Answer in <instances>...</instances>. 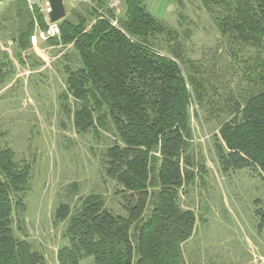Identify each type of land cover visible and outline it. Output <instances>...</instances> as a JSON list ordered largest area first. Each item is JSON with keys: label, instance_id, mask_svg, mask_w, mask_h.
<instances>
[{"label": "trees", "instance_id": "trees-1", "mask_svg": "<svg viewBox=\"0 0 264 264\" xmlns=\"http://www.w3.org/2000/svg\"><path fill=\"white\" fill-rule=\"evenodd\" d=\"M203 2L222 36L248 53L245 71L253 83L220 126L218 159L224 170L251 167L264 180V0ZM13 3L18 46L26 49L39 9L31 11L26 0ZM105 5L89 7L77 20L66 15L59 21L60 39L49 40L71 45L77 55V62L70 58L65 64L66 89L60 95L66 107L70 97L75 100L76 129L114 132L103 164L122 186L125 213L106 207L99 193L81 196L74 209L60 203L55 217L66 222L68 243L58 260L79 264L93 256L95 264H187L182 244L194 233L196 215L179 198L205 171L191 154L190 105L192 89L201 100L206 86L170 31L163 50L159 37L166 27L144 0H125L118 17ZM7 64L0 58V82ZM30 176L29 164L17 161L10 147L0 149V264H48L14 228L24 222Z\"/></svg>", "mask_w": 264, "mask_h": 264}, {"label": "rangeland", "instance_id": "rangeland-1", "mask_svg": "<svg viewBox=\"0 0 264 264\" xmlns=\"http://www.w3.org/2000/svg\"><path fill=\"white\" fill-rule=\"evenodd\" d=\"M115 1L117 5L112 6ZM124 2L68 0L66 15L77 20L80 14L87 15L89 7L106 4L118 17L124 12ZM144 3L166 27L165 36L159 37L162 49H168L165 37L177 36L189 67L206 86L201 100L191 92V154L204 164L205 171L180 193L181 207L196 215L194 233L182 244L184 258L187 264H264V180L251 167L224 170L215 148L231 105L253 88L245 71L248 53L222 36L203 0ZM16 6L0 3V58L8 63L0 82V149L10 147L17 161L30 165L27 210L22 228L14 226L17 234L28 239L48 264H60L58 252L68 243L66 222L55 217L60 203L74 209L81 204V196L99 193L106 207L125 213L122 186L106 174L103 164L114 132L76 129L75 100L70 97L66 107L60 97L66 89L65 64L70 58L77 62L75 50L49 39L38 46L41 51L31 46L21 49ZM38 14L42 15L37 11L34 16L45 28L47 23L43 18L42 25ZM170 44L176 47L174 41ZM79 264H95L94 257Z\"/></svg>", "mask_w": 264, "mask_h": 264}, {"label": "built area", "instance_id": "built-area-1", "mask_svg": "<svg viewBox=\"0 0 264 264\" xmlns=\"http://www.w3.org/2000/svg\"><path fill=\"white\" fill-rule=\"evenodd\" d=\"M16 0H0V3H6V2H14ZM68 1V0H65ZM74 2H81L85 0H69ZM28 7L31 11H35L36 9H39V11L42 13L43 18L45 19L47 26L45 28H41L39 25L38 18L34 16V30L32 34L30 35V43L33 47L38 46L39 40H48L52 37H58L60 38V26L59 21L52 22L50 20V13L52 11L50 0H26ZM117 1H115L112 6L117 5ZM113 24L116 25V21L113 22Z\"/></svg>", "mask_w": 264, "mask_h": 264}, {"label": "water", "instance_id": "water-1", "mask_svg": "<svg viewBox=\"0 0 264 264\" xmlns=\"http://www.w3.org/2000/svg\"><path fill=\"white\" fill-rule=\"evenodd\" d=\"M50 3L52 7L50 20L57 22L63 19L67 14L65 0H50Z\"/></svg>", "mask_w": 264, "mask_h": 264}, {"label": "crops", "instance_id": "crops-1", "mask_svg": "<svg viewBox=\"0 0 264 264\" xmlns=\"http://www.w3.org/2000/svg\"><path fill=\"white\" fill-rule=\"evenodd\" d=\"M6 3H10V2H6ZM11 3H13V2H11ZM1 4H3V3H1ZM42 41H43V40H39V44H38V46L41 44ZM38 46L33 47V46L31 45V47L34 48L37 52H38V51H41V49H39Z\"/></svg>", "mask_w": 264, "mask_h": 264}]
</instances>
